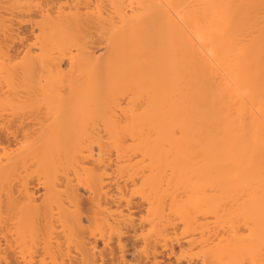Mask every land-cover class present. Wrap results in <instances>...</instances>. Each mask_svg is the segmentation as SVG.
I'll return each mask as SVG.
<instances>
[{"label": "bare ground", "instance_id": "6f19581e", "mask_svg": "<svg viewBox=\"0 0 264 264\" xmlns=\"http://www.w3.org/2000/svg\"><path fill=\"white\" fill-rule=\"evenodd\" d=\"M0 264H264V0H0Z\"/></svg>", "mask_w": 264, "mask_h": 264}, {"label": "rangeland", "instance_id": "374dc122", "mask_svg": "<svg viewBox=\"0 0 264 264\" xmlns=\"http://www.w3.org/2000/svg\"><path fill=\"white\" fill-rule=\"evenodd\" d=\"M128 243H129V248H130V249H133V248H134V242H130V241H129ZM132 244H133V246H132ZM132 247H133V248H132ZM177 250L179 251V249H177ZM169 258H170V257H169ZM169 258H168V259H164V260H167V261H168ZM171 259L175 261V257H174V256L171 257L170 260H171Z\"/></svg>", "mask_w": 264, "mask_h": 264}]
</instances>
